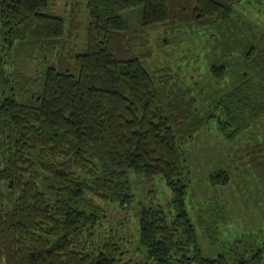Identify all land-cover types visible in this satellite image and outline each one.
<instances>
[{
	"label": "trees",
	"instance_id": "obj_1",
	"mask_svg": "<svg viewBox=\"0 0 264 264\" xmlns=\"http://www.w3.org/2000/svg\"><path fill=\"white\" fill-rule=\"evenodd\" d=\"M73 1L86 12L81 48L58 53L30 77L23 60L60 46L75 18L55 13L49 0H0V264H264V225L217 242V217L203 230L216 248L203 254L182 148L210 119L230 140L264 113L257 98L264 96V58L249 46L243 53L261 91L245 69L197 116L192 98L181 105L161 89L166 79L146 68L125 37L132 13L143 28L213 25L240 3L264 0ZM209 70L222 76L221 66ZM129 172L159 176L171 193L163 206L135 211L141 260L126 257L114 230L101 231L105 215L92 201L126 207ZM206 179L223 184L228 176L217 169Z\"/></svg>",
	"mask_w": 264,
	"mask_h": 264
},
{
	"label": "rangeland",
	"instance_id": "obj_2",
	"mask_svg": "<svg viewBox=\"0 0 264 264\" xmlns=\"http://www.w3.org/2000/svg\"><path fill=\"white\" fill-rule=\"evenodd\" d=\"M49 3L53 11L62 14L66 20L70 15L74 16L77 26L64 36L60 46L53 50L41 47L23 60L22 71L30 77H36L46 62L55 61L58 53L77 51L83 44L86 24L83 4L73 0H49ZM130 15L125 37L132 50L144 54L145 66L151 73L166 79L161 89L178 104L183 105L192 98L194 108L200 109L197 116L208 111L206 105L214 98L228 92L245 69L255 91H261L256 87L259 79L250 70V58L246 65L243 53L249 46L264 58V1L240 3L228 20L213 25L182 23L143 28L136 16ZM210 64L222 67L220 78L212 76ZM257 98L264 100V96ZM237 123L240 124L239 119ZM182 148L188 169L185 178L188 211L197 227L204 255H212L216 248L203 233L213 217H217V242L225 234L247 232L264 225V113L249 120L245 127L239 125V131L230 140L222 137L215 120L210 119ZM217 169H222L228 180L211 185L206 177ZM128 178L132 199L126 207L95 197L92 201L105 215L101 231L114 230L125 240L126 257L141 260L142 255L134 252L137 238L135 211L139 205L163 206L171 193L159 176L146 180L129 172Z\"/></svg>",
	"mask_w": 264,
	"mask_h": 264
}]
</instances>
